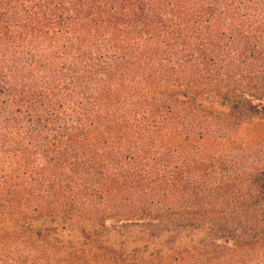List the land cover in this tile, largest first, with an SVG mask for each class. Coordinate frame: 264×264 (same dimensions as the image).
Instances as JSON below:
<instances>
[{
  "label": "trees",
  "instance_id": "trees-1",
  "mask_svg": "<svg viewBox=\"0 0 264 264\" xmlns=\"http://www.w3.org/2000/svg\"><path fill=\"white\" fill-rule=\"evenodd\" d=\"M0 264H264V0H0Z\"/></svg>",
  "mask_w": 264,
  "mask_h": 264
}]
</instances>
